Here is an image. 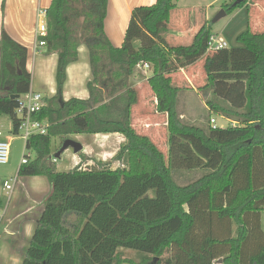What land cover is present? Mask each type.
Instances as JSON below:
<instances>
[{
  "label": "trees",
  "instance_id": "1",
  "mask_svg": "<svg viewBox=\"0 0 264 264\" xmlns=\"http://www.w3.org/2000/svg\"><path fill=\"white\" fill-rule=\"evenodd\" d=\"M177 1L156 0L134 12L144 13L143 27L155 33ZM235 2L222 7L226 14L253 6L252 0ZM107 8L108 0H51L46 9L44 48L45 54H57L56 92L33 114L50 126L45 135L25 141L27 162L18 176H44L50 191L21 264H137L123 257L126 250L141 257L139 264H264V32L238 35L253 61L244 78H234L219 69L213 73L211 53L218 50L203 44L210 24L188 47L153 44L129 52L109 40ZM81 45L88 52L89 97L65 102L66 69L78 60ZM203 48L207 82L196 91L210 93L209 117L218 114L235 126L213 127L210 119L208 125H188L176 109L178 93L193 88L171 77L176 71L168 68L177 66L171 61ZM27 59V48L2 29L0 116L9 117L14 136L19 135L18 101L10 97L30 91ZM144 64L167 95L156 109L166 115L167 152L157 156L155 167L133 164L141 146L133 133L130 87L136 66ZM81 134L123 136L113 157L119 166L97 163L56 172L48 160L51 137ZM197 170L205 174L186 185L174 180L175 171Z\"/></svg>",
  "mask_w": 264,
  "mask_h": 264
},
{
  "label": "rangeland",
  "instance_id": "2",
  "mask_svg": "<svg viewBox=\"0 0 264 264\" xmlns=\"http://www.w3.org/2000/svg\"><path fill=\"white\" fill-rule=\"evenodd\" d=\"M189 1L190 0H180V3L186 4ZM231 1L232 0H217L214 4V10L218 9V12L213 15L211 21L221 11L220 8L229 4ZM252 2L253 5L257 3L256 0H252ZM262 5L264 8V2ZM257 12L256 8L251 4L250 8L244 9L236 19H231L230 14H227L212 25L214 33H218L220 41L226 44L224 49L211 53V57L214 61V69H217L216 67L218 64L222 63L225 65L221 67L230 68V70L233 71L231 74L234 78H244L247 68L253 61V55L251 52L245 50L237 41V37L248 29L255 33L261 32V30L264 29V22L261 23V26H256L257 21H255V16ZM194 66L195 68L190 72L193 76L187 74L189 79H186L184 75H180L178 71L171 74V77L175 78L181 86L187 84V86L197 89L204 85L206 79L203 77V65L197 66L195 64ZM146 74V77H149V82H141L140 88L139 86L135 87L134 89H136V92L131 93L133 102L132 116L134 117L132 122L133 133L136 138L140 137L137 143L141 146L138 148L137 152H135L136 156L133 157V164L134 166L141 167H155L157 156L162 155L164 158L167 152L168 134L166 130V115L156 110L157 103L163 106V104L167 102V95L164 89L159 87V84L153 82L152 72L148 70ZM141 76L145 77V75L142 74ZM32 84L34 85L33 89L35 93H43L38 87L39 83L36 77ZM194 89L182 90L177 95L176 109L184 123L194 126L208 125V119L213 118L215 120V127L235 126L236 123L228 122L218 114L212 113L209 117V113L205 107V100L207 99L206 96H208L209 99L210 93L205 95L204 92H198ZM8 128L9 122L7 120L0 123V132L3 134L0 139L8 142L10 146L8 163L6 165H0V201L2 203L0 205V218L4 216L2 220L3 224L0 226V264H21L22 257L20 256L24 254L30 239H28L30 235H28L26 231V227L29 223V220H27L29 216L22 214L21 211H19L20 208L16 207L19 201H17L16 204L12 203V201L16 199H14L13 195L8 202L12 206L6 214L7 211H5L4 208L6 204L8 205V200L1 188L5 180L17 177L18 180L24 178V180L29 181L30 177L18 176L20 161L25 154V140L19 136H12L8 132ZM120 138H122L121 135L115 134H81L70 135L64 138L51 137L48 160L53 163L56 172H68L77 166L89 168V166H95L97 163L109 164L112 169H115L119 164L113 161V157L120 147ZM65 139L79 143L82 146V150L75 154L71 148H68L59 155V158H54V155L60 150L62 142ZM152 160H154V162ZM151 161L152 164L150 165ZM140 162L145 165H139ZM204 174L205 171L203 170L190 172L175 171L173 177L179 185H186ZM44 178V180H46V177ZM20 194H22L21 190ZM32 207H35V205H32ZM43 207L44 202L41 204V209H43ZM21 208L22 210L26 209V207ZM19 213L21 214L18 215ZM261 222L264 230V211L261 214ZM4 227L6 228L5 232L3 231ZM19 227L21 228V234L16 235ZM123 257L131 259L137 264H139L141 260L140 256L136 255L133 251L130 252V250L124 251Z\"/></svg>",
  "mask_w": 264,
  "mask_h": 264
},
{
  "label": "crops",
  "instance_id": "3",
  "mask_svg": "<svg viewBox=\"0 0 264 264\" xmlns=\"http://www.w3.org/2000/svg\"><path fill=\"white\" fill-rule=\"evenodd\" d=\"M50 2L51 0H0V32L2 29L5 30L12 39L27 48L28 59L26 67L31 74L30 91L34 92V85L32 82L36 77L37 82L39 83L38 87L43 91V97H52L56 92L55 69L57 64V54H45L44 47L37 49L34 48V33L38 24L36 17L37 11H46ZM155 2L156 0H108L105 32L113 46H125L129 52H134L140 47L153 44H159L167 48L188 47L193 44L197 33L203 27L209 26V24L210 35L203 44L207 43L208 39L211 38L217 42H223L220 41L218 33H214L212 26L214 23L211 21L213 15L218 12V9L214 10V4L217 0H190L186 4L180 3V0H178L177 8L169 13V20L159 22L157 24L156 32L149 33L142 25L144 13L137 14L134 12V9L150 7ZM256 2V5H253L258 11L255 16V21H257L256 26H261V23L264 22V8L262 5L264 0H256ZM220 9L223 10L222 8ZM244 9L246 8L242 7L232 12L230 14L231 19H236ZM262 32H264V29L258 33ZM164 43H167V45ZM206 55L207 54L203 48L199 54L195 56L174 59L171 63H176L177 66L168 68V71H178L180 75H184L186 79H189L187 74H189V76L192 75L190 72L195 68L194 65L196 64L197 66H200ZM223 65L225 64L221 63L217 66V69L220 70V73L223 74V76L233 72L230 68L221 67ZM217 69H214L213 73L218 72L215 71ZM147 72L148 70H135V74L131 78V90L136 92V89H134L135 87L139 86L140 88L141 82H148L149 77H146ZM141 74L145 75V77H142ZM66 75L67 80L63 87L62 94L63 100L65 102L72 98L87 100L89 95L86 89V84L91 80V74L88 63V52L84 45L79 47L78 60L67 67ZM203 77L206 79L205 75ZM206 82L204 84H206ZM133 118L134 117L132 116V122ZM6 120L9 122L8 132L11 134V120L8 116H0V123ZM2 136L3 134L0 132V138ZM124 140L125 138L122 136L119 144L123 143ZM44 179V176H33V178L30 177L29 181L24 180V178H22V180L17 179L10 194L3 189L2 183L1 190L7 196V203L13 195L14 199H16H13L14 201H12V203L16 204V202L19 201V204H16V207L20 208L19 211H21L22 214L29 216V219H27L29 220V223L26 227L27 234L30 235L28 237V239L30 238L28 241L29 243L34 233L36 223L43 211V209H41V204H43L44 199L50 191L49 182L47 178L46 180ZM20 190L22 191V194H20ZM1 204L0 201V205ZM32 205H35V207H32ZM11 206L12 205L9 203L8 205L6 204L4 208V210L7 211L6 214ZM21 207H26V209L22 210ZM3 219L4 216L3 218H0V226L3 224ZM3 231H6L5 227L3 228ZM20 234L21 228L19 227L16 235ZM23 256L24 254L20 257L23 259ZM214 264L218 263L215 262Z\"/></svg>",
  "mask_w": 264,
  "mask_h": 264
},
{
  "label": "built area",
  "instance_id": "4",
  "mask_svg": "<svg viewBox=\"0 0 264 264\" xmlns=\"http://www.w3.org/2000/svg\"><path fill=\"white\" fill-rule=\"evenodd\" d=\"M37 20L38 24L34 33V48H43L45 46L44 38L47 36V27H46V11L38 10L37 11ZM226 46L223 42H217L213 38L208 39L206 43L207 50H222ZM149 70V66L144 64L143 66H136V71ZM18 106L15 109V115L19 119V137L25 141L33 135H45L48 131L50 124L47 121H39L33 117V114H36L41 111L45 106L44 97L42 94L29 91L27 94L19 96ZM209 123L211 126L215 127V120L210 118ZM9 143L3 140H0V165H6L9 160ZM25 154L28 156L24 149ZM27 158L23 155V158L20 161V165L25 164ZM17 181V177L5 180L3 182V189L10 194L13 190V186Z\"/></svg>",
  "mask_w": 264,
  "mask_h": 264
},
{
  "label": "water",
  "instance_id": "5",
  "mask_svg": "<svg viewBox=\"0 0 264 264\" xmlns=\"http://www.w3.org/2000/svg\"><path fill=\"white\" fill-rule=\"evenodd\" d=\"M244 0H236L235 4H238L240 2H242ZM226 15L225 11L224 10H221L217 15L216 17L212 20L213 23L217 22L220 18L224 17ZM12 100H18L19 99V95H11L10 97ZM68 148H71L73 150V152L75 154L79 153L81 150H82V146L75 142V141H72V140H69V139H65L63 140L62 142V145L60 147V150L54 155V158H59V155L65 151L66 149ZM218 264H222V261L221 260H218L217 261Z\"/></svg>",
  "mask_w": 264,
  "mask_h": 264
}]
</instances>
